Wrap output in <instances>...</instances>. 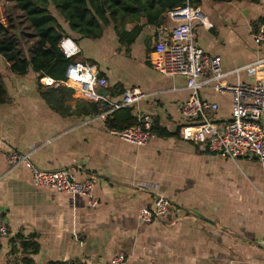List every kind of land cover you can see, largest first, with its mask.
Returning a JSON list of instances; mask_svg holds the SVG:
<instances>
[{"label": "crops", "instance_id": "1", "mask_svg": "<svg viewBox=\"0 0 264 264\" xmlns=\"http://www.w3.org/2000/svg\"><path fill=\"white\" fill-rule=\"evenodd\" d=\"M200 1L196 9L207 23L192 22L196 43L206 56L220 57L223 81H264V42L257 46L253 39L264 21V1ZM162 18L160 26L147 25L145 17L128 24V32L142 27L129 49L113 28L100 40L72 39L81 49L75 63L97 67L111 103L122 104L127 90L146 95L130 107L137 120L153 122L156 137L146 147L112 136L106 122L114 113L104 117L108 109L85 99L82 86L41 77L32 68L16 74L0 57L6 90L0 104V211L9 227L0 238V264H21L23 242L39 248L31 257L35 264H111L118 256L124 264H264V167L256 157L232 160L182 137L190 124L182 106L194 93L187 78L164 76L153 65L157 29L180 24L169 13ZM28 40L19 48L30 59L37 40ZM199 82L198 96L218 105L211 120L229 122L233 95L216 93L207 74ZM95 103L103 112L86 115ZM11 151L30 155L39 170L93 180L100 204L91 209L84 196L37 188L26 165H7ZM142 182L158 185L171 203L160 220L139 218L156 198L137 186Z\"/></svg>", "mask_w": 264, "mask_h": 264}, {"label": "built area", "instance_id": "2", "mask_svg": "<svg viewBox=\"0 0 264 264\" xmlns=\"http://www.w3.org/2000/svg\"><path fill=\"white\" fill-rule=\"evenodd\" d=\"M264 1V0H261ZM169 16L180 22L175 28L165 26L157 29L155 53L158 58L153 62L156 70L167 77L187 78V88L194 93V97L182 106V114L189 125L181 129V135L186 140L196 141L206 146L210 151L223 154L232 160L256 157L264 167V130L262 120L264 117V81L254 84L237 83L228 85L223 81L220 57L206 56L196 43V32L192 27L193 21L206 24L205 16L200 10L193 7L176 9L169 12ZM257 46L264 42V21L260 23L253 34ZM59 48L67 59H74L81 53L80 47L71 39L64 38ZM207 74L211 81L216 82V93H231L234 97L231 119L225 123H215L209 113L218 110V105L202 100L198 96L199 89L204 85L199 79ZM82 86L85 99L99 102L107 110L104 117L110 116L115 111L130 108L146 99V95L139 90H127L124 93L123 103H111L98 92L108 85L106 79L101 78L96 66L92 64L75 63L68 70L67 84ZM139 124L123 131L109 130V133L119 140L146 147L156 135L152 132L153 122L148 117L138 120ZM106 128H108L106 126ZM6 163L10 168L26 165L33 173L34 185L41 189H50L58 193L73 196H84L91 209H96L100 200L94 193L93 180L74 181L67 171H42L31 162L30 155L11 151L6 156ZM141 190L155 194L153 207L142 209L139 213L140 220L148 223L160 220L169 211L171 203L159 194V186L151 183H139ZM9 227L0 211V238L7 237ZM126 259L122 256L115 257L111 264H124Z\"/></svg>", "mask_w": 264, "mask_h": 264}, {"label": "trees", "instance_id": "3", "mask_svg": "<svg viewBox=\"0 0 264 264\" xmlns=\"http://www.w3.org/2000/svg\"><path fill=\"white\" fill-rule=\"evenodd\" d=\"M16 7L24 14L22 24H28L33 35L28 38L37 40V49L27 59L19 48L18 25L9 17L6 25L0 24V57L11 64L12 72L26 75L30 68L41 77H50L56 82L66 81L69 68L74 59H67L59 45L64 38L75 39L76 35L91 40H100L109 28H113L120 43L130 48L136 41L142 27L137 26L132 32L126 27L139 23L142 17L147 25L160 26L166 13L180 8H196L200 0H14ZM66 25H62V23ZM8 24V25H7ZM16 37L12 35L15 32ZM22 33V32H21ZM94 63V62H91ZM94 65V64H93ZM64 90L59 87L58 91ZM6 100L5 86L0 78V104ZM103 107L89 105L86 115H99ZM139 124L131 108L115 111L113 118L107 120L110 130L123 131ZM154 133V126L152 127ZM155 134V133H154ZM21 264H35L31 258L37 255L39 248L23 242ZM0 243V251H1Z\"/></svg>", "mask_w": 264, "mask_h": 264}, {"label": "rangeland", "instance_id": "4", "mask_svg": "<svg viewBox=\"0 0 264 264\" xmlns=\"http://www.w3.org/2000/svg\"><path fill=\"white\" fill-rule=\"evenodd\" d=\"M11 18L13 20L14 23H16L18 25V30L17 31L20 35H22L23 37V40L22 41H19L21 42L20 43V48L23 49L24 48V41L25 39H29L27 37V33L26 32H29V34H33V31L31 30H28V24H22L23 20H24V14L19 11L16 7V4L14 2V0H0V24H4L6 25V19L7 18ZM8 25V24H7ZM22 32V33H21ZM16 31L15 32H12L11 34L14 35V37H16L15 35ZM17 37V39L19 40L20 37ZM27 37V38H26ZM28 41H31V40H28Z\"/></svg>", "mask_w": 264, "mask_h": 264}, {"label": "water", "instance_id": "5", "mask_svg": "<svg viewBox=\"0 0 264 264\" xmlns=\"http://www.w3.org/2000/svg\"><path fill=\"white\" fill-rule=\"evenodd\" d=\"M98 92L102 94L104 97H106V91L104 89H98Z\"/></svg>", "mask_w": 264, "mask_h": 264}]
</instances>
